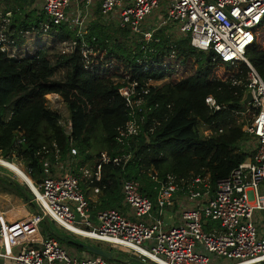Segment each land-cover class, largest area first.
Segmentation results:
<instances>
[{"label": "trees", "instance_id": "obj_1", "mask_svg": "<svg viewBox=\"0 0 264 264\" xmlns=\"http://www.w3.org/2000/svg\"><path fill=\"white\" fill-rule=\"evenodd\" d=\"M7 13L11 14L10 38L17 46L24 43V32L40 33L46 23L49 37L74 42L76 48L60 54L55 45H38L33 54L20 59L0 53V154L9 162L15 156L29 178L40 183L45 178L46 163L54 162L56 153L66 160L75 149V159L89 165L105 153L110 162L101 165L102 194L90 206V218L110 209L126 211L121 194L124 181L138 182L141 194L154 205L168 177L180 187L194 177H208L214 191L217 182L247 158L248 153L239 149V143L247 140L243 123H238L248 113L247 105L241 103L248 90V68L243 62L222 63L212 52L194 49L189 37L176 39L166 28L154 33L151 42L137 44L129 43L128 31L118 27L120 33L111 37L101 18L89 22L78 38L76 30L54 25L42 12L19 9L1 16ZM263 30L264 20L255 29L254 43L245 58L264 80V47L259 45ZM82 44L91 49L88 70L80 53ZM171 48L176 53L173 60L168 58ZM58 72H62L60 79L55 78ZM125 77L139 83L137 92L148 79L167 77L169 83L136 97L140 103L131 114L118 94L120 84L114 82ZM49 94L59 95L69 113L68 136L58 123L60 115L46 107L45 96ZM207 96L223 108L210 109L205 104ZM248 114L251 117V112ZM129 121L136 125L134 134L127 133ZM205 130L211 133L207 137ZM17 135L23 140L21 146H14ZM11 166L22 185H31L18 165L12 162ZM1 180L5 190L12 188L25 201L31 199L28 190L22 194L15 182L5 177ZM51 226V237L91 255L78 246L82 239Z\"/></svg>", "mask_w": 264, "mask_h": 264}, {"label": "built area", "instance_id": "obj_2", "mask_svg": "<svg viewBox=\"0 0 264 264\" xmlns=\"http://www.w3.org/2000/svg\"><path fill=\"white\" fill-rule=\"evenodd\" d=\"M42 12L54 25H66L82 37L88 19L98 11L105 22L114 20L116 26L129 33L134 43H149L158 30L166 28L176 39L189 37L190 45L200 52H212L222 63L243 62L247 68V92L251 101L247 104L252 121L243 123L242 131L247 139L254 140L244 162L235 167L228 177L219 180L211 191L208 177H194L180 187L173 177H168L158 192L156 203L143 196L140 185L133 180L124 181L121 194L125 212L100 211L95 224L88 216L90 206L96 204L102 194L101 165L110 162L101 153L91 165L76 160L77 152L71 149L66 160L59 163L57 153L54 162L46 163L45 178L40 183L31 181L27 188L30 202L45 215L58 230L76 234L69 228L90 232L85 237L106 244L112 250H122L154 264H264V80L245 58L246 50L254 43L255 29L264 20V0H35ZM71 15H74L71 18ZM9 16H0V53L9 59H20L31 55L40 38L46 39L44 46H56L60 54H69L76 48L71 41H57L49 37L45 23L39 31L24 32L25 41L17 46L10 38ZM105 22V23H106ZM34 43V45L32 44ZM43 45V44H41ZM91 49L81 45L80 53L84 69L88 70V55ZM173 48L168 58L173 60ZM120 84L119 96L131 114L140 101L136 97L146 95L151 88H160L169 83L148 79L137 92L138 82L125 77L114 79ZM61 98L57 94L47 97ZM245 97V96H244ZM205 104L214 110L222 107L207 96ZM238 115V114H237ZM245 122V123H244ZM68 136L71 123L58 121ZM128 134L136 132L134 121L126 124ZM209 130L203 131L207 137ZM14 146H21L17 135ZM117 163V160H113ZM51 170H54L52 173ZM156 177L154 176V180ZM91 193V197L87 196ZM182 193L187 207L176 209L178 223L165 222V209H173L178 193ZM156 207L157 217L152 214ZM162 217V220L159 218ZM42 216H31L24 226L19 221L0 220L1 264H116L101 257H80L70 248L51 236H39ZM206 222H215L218 229L206 231ZM174 223V222H172ZM83 226L84 228H81ZM90 230V231H88ZM79 236V234H78ZM8 237L13 252L1 253V245ZM17 247H19L17 249Z\"/></svg>", "mask_w": 264, "mask_h": 264}, {"label": "rangeland", "instance_id": "obj_3", "mask_svg": "<svg viewBox=\"0 0 264 264\" xmlns=\"http://www.w3.org/2000/svg\"><path fill=\"white\" fill-rule=\"evenodd\" d=\"M31 2H32V0H0V16H1V14L3 12H16L19 9H23V10H26V11L28 10L29 11V9L31 8V5H32ZM8 14H10V13H8ZM73 16L74 15H71V18H73ZM96 17L99 18V16L96 15V13L94 11L92 16L89 17L88 22H90L91 20H94V19L96 20L97 19ZM113 21L114 20H110V21H107V22L105 21L106 23H105V27H104V30H106L108 32V34L111 35V37H113V35L116 36V35H118L120 33V32L117 31L118 29H117L116 23L113 22ZM87 25H88V23H87ZM45 41H46V39L40 38L35 43H41V44L44 45ZM128 42L130 43L131 41L128 40ZM32 44L34 45V43H32ZM41 44H38V45L42 46ZM259 45L261 47H264V30L261 32L260 39H259ZM171 64H174V62L171 61ZM61 77H62V72H58L56 74V76H55L56 79H60ZM180 77H181V75H180V72H179V75H178L177 78L179 79ZM45 99H46V107L49 110L58 113L60 115V117H61V121L65 122L69 118V113H68L64 103L62 102L61 98H55V97L50 96L48 98L46 97ZM239 120H242V121H245V122H251L252 121V116L250 117V115L248 113H246L241 118H239ZM253 147H254V140L247 139L245 144H242L241 149L244 152L249 153ZM0 158L4 159L5 157L0 154ZM10 160H11L10 162H13L16 165H18L23 170V172L28 176L29 173L26 170L24 164L20 160H18L15 156L14 157L12 156V158ZM4 176H9V178L12 179L11 180L12 182H15V183L17 182L18 183L16 177L11 173V170H10V167H9L8 163L0 164V185L3 184V180H1V179ZM28 178H29V176H28ZM19 185H20V187L24 188L25 190H28V188L26 186L21 185V184H19ZM9 189L12 190L13 192L15 191L12 188H9ZM87 196L91 197V193L87 192ZM164 219H165V222L168 223V224L170 222H172L171 221L172 218H170V220H169L168 214L164 215ZM258 220L260 222H263L264 221V214L263 215H259ZM174 221H175V219H174ZM51 225L55 226L53 223H51ZM81 228H84V227L81 226ZM88 231H90V230H88ZM59 232L62 233V234H65L67 236H70V237L72 236V237H75L77 239L80 238L82 240H80V239L79 240L82 241V242H85V243L90 244V245H97V246L101 247L104 250L110 251V247L107 246L106 244L99 243V242H96V241H93V240H90V239H86L80 234L78 236V234L77 235L76 234H71V233L64 232L62 230H59ZM112 257H113L112 259L115 260L117 263L121 262V263H124V264H128L129 261H131V262L139 261V262L148 263L147 260H145L143 258H140V257L132 256V255H130L128 253L123 252L122 250H112ZM150 262H152V261H150Z\"/></svg>", "mask_w": 264, "mask_h": 264}, {"label": "crops", "instance_id": "obj_4", "mask_svg": "<svg viewBox=\"0 0 264 264\" xmlns=\"http://www.w3.org/2000/svg\"><path fill=\"white\" fill-rule=\"evenodd\" d=\"M31 3H32V5H31V8L29 9V11L36 10V11L39 12V7L36 4L35 0H32ZM95 13H96V15L99 16V18H101L100 15H99V13H98V11H96ZM9 17H11V15ZM96 18L98 19V17H96ZM94 20H91V21H94ZM245 142L246 141H243V142L239 143V149H241L242 144H245ZM63 161L64 160L59 159V163H62ZM3 163H8V165L10 167V170H11V173L16 177L18 183L21 184L20 181H19V179L17 178L16 173L13 171V168L11 166V163L12 162H9V161H7L5 159H1L0 158V164H3ZM50 163L52 165H54V166H57L55 172H54V170H51L52 173L54 172L55 174H57L58 171H59V169H58L59 167L58 166L61 165V164H56L55 162H50ZM4 177L7 178V179H9L10 181L12 180L11 178H9V176H4ZM174 201L176 202V205H175L176 207L173 208V209H165V213H164V215L168 214L169 220H170V218H172L171 221L174 222V223L170 222V224H177L178 223L176 209L178 207H187L188 206V203L186 202V200H185V198H184V196L182 194L179 195V196H177ZM38 211H39L38 207L35 206L33 203H31L30 200L27 202L23 198H21L15 191L13 192L12 190H10L8 188L5 190L0 185V216H3L4 219H8V220H11V221H19L22 224V226H24L25 223H26V221L31 216H36L37 214H39ZM156 212H157V209H156V207H154L153 208V211H152V214H153L154 217H157ZM159 218L162 220V217H159ZM173 218L175 219V221H174ZM90 219L92 220L93 224H95V217L94 218H90ZM163 219H164V217H163ZM41 224H40V233H39V236H50L49 233L51 232V230L48 229L46 226H45L46 229L43 228ZM53 227L57 231H59L55 226H53ZM204 229H206L207 231H211V230H215V229L217 230L218 229V224L215 223V222H206L205 225H204ZM84 232H86V231H84ZM86 233H88V232H86ZM88 234H90V233H88ZM11 238L12 237H8V238H6L4 240V242L1 245V253H8V252L12 253L13 252L14 249L13 248H10V246H9V243H10L9 240H11ZM62 245L66 246L65 244H62ZM66 247H68V246H66ZM18 248L19 247H17V249ZM68 248H70V247H68ZM70 249L72 251H74V254L75 255H78L79 254L78 256H80V257H86L87 255L88 256H93V255H89V254L84 253V252H79V251L75 250L74 248H70ZM95 257H97V256H95ZM108 261L112 262L111 260H108ZM115 263L116 264H119L120 262L119 263L115 262ZM211 264H225V263L219 262V261H215V262H212Z\"/></svg>", "mask_w": 264, "mask_h": 264}, {"label": "water", "instance_id": "obj_5", "mask_svg": "<svg viewBox=\"0 0 264 264\" xmlns=\"http://www.w3.org/2000/svg\"><path fill=\"white\" fill-rule=\"evenodd\" d=\"M250 101H251V93L247 92L241 103H242V105H247L248 103H250ZM16 185L22 194H26L25 189L20 187V185L17 182H16ZM38 213L42 216V218H43L42 222L44 223V225L48 229H51V231H52L53 229L51 227L49 219L45 215H43L40 210L38 211ZM77 244L79 247H81L82 249H84L86 252L90 253L93 256L101 257V258H104L107 260H111L113 258L111 251L104 250L97 245H90V244H87L85 242H77ZM137 262H139V261H137ZM139 263L140 264H151V263H146V262H139Z\"/></svg>", "mask_w": 264, "mask_h": 264}, {"label": "bare ground", "instance_id": "obj_6", "mask_svg": "<svg viewBox=\"0 0 264 264\" xmlns=\"http://www.w3.org/2000/svg\"><path fill=\"white\" fill-rule=\"evenodd\" d=\"M0 220L3 222L4 221V218H3V216H0ZM69 228L71 229V230H73V232H75V233H77L78 231L76 230L77 228H75V227H71L70 225H69ZM80 230V229H79ZM83 231V230H82ZM88 233H90V232H88ZM78 234V233H77ZM159 263L160 264H164V263H162L161 261H159Z\"/></svg>", "mask_w": 264, "mask_h": 264}]
</instances>
